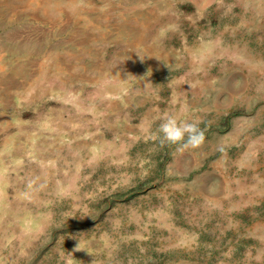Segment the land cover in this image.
Here are the masks:
<instances>
[{
    "label": "rangeland",
    "instance_id": "obj_1",
    "mask_svg": "<svg viewBox=\"0 0 264 264\" xmlns=\"http://www.w3.org/2000/svg\"><path fill=\"white\" fill-rule=\"evenodd\" d=\"M69 253L264 264V0H0V264Z\"/></svg>",
    "mask_w": 264,
    "mask_h": 264
},
{
    "label": "clouds",
    "instance_id": "obj_2",
    "mask_svg": "<svg viewBox=\"0 0 264 264\" xmlns=\"http://www.w3.org/2000/svg\"><path fill=\"white\" fill-rule=\"evenodd\" d=\"M158 139L161 146H175L177 153H183L189 149L201 148L205 143L206 135L198 122L181 121L174 115H165L158 129ZM75 250L80 251L79 244ZM67 264H73L71 253Z\"/></svg>",
    "mask_w": 264,
    "mask_h": 264
}]
</instances>
